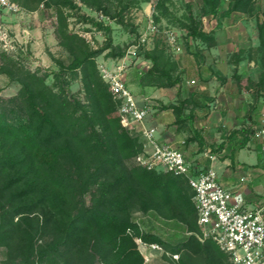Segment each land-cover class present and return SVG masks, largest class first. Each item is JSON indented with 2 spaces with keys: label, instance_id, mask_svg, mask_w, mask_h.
<instances>
[{
  "label": "trees",
  "instance_id": "1",
  "mask_svg": "<svg viewBox=\"0 0 264 264\" xmlns=\"http://www.w3.org/2000/svg\"><path fill=\"white\" fill-rule=\"evenodd\" d=\"M12 1L21 2L28 10L41 5L56 9V36L72 59L67 65L59 63L53 85L47 83V74L3 68L22 87L17 97L0 105V246L7 250V264H146L139 241L159 245L164 254H180L178 264H191L196 255L204 257L205 264H228L229 257L215 241L200 239L195 192L185 177L139 164L128 166L143 153L145 142L122 125L121 102L103 80L96 61L107 48L114 58L124 56L125 50L115 51L111 42L94 50L68 31L65 9L81 10L78 0ZM79 1L119 24L124 23L126 10L140 4L139 0ZM169 1H158V9L168 14L165 5ZM202 2L215 15L222 3H228L224 16H229L251 12L257 0ZM259 14L260 50L264 52V20L260 18H264V8ZM82 18L110 31L102 22L84 14ZM160 21L161 15L155 16V23ZM180 23L189 37L208 44L214 41L193 14ZM145 57L153 67L140 77L141 83L167 88L179 83V77L173 75L177 63L164 49L156 47ZM67 73L81 79L85 101L68 95L64 88L68 81L57 83ZM257 86L258 93L264 89V75ZM207 94L192 92L166 108L174 112L178 129L189 134L182 148L199 143L202 150L210 147L218 154L226 142L209 146L194 126L201 111L204 117L210 114L203 100ZM248 116L254 120L251 113ZM254 124L228 132L226 139L233 142L243 132L245 146L255 134ZM135 210L152 222L159 218L165 224L173 222L188 234L186 240L171 245L154 224L144 229L133 215Z\"/></svg>",
  "mask_w": 264,
  "mask_h": 264
},
{
  "label": "rangeland",
  "instance_id": "2",
  "mask_svg": "<svg viewBox=\"0 0 264 264\" xmlns=\"http://www.w3.org/2000/svg\"><path fill=\"white\" fill-rule=\"evenodd\" d=\"M139 1V5L136 4L124 12L123 24L101 12L87 8L79 0L77 3L81 10L65 9V13L69 15L68 31L84 39L91 49H102L111 42L115 51L125 50L124 56L114 58L109 56L111 48L105 49L96 58L98 69L102 76L101 67L115 70L120 62L125 63L124 74L129 89L140 105L145 104L150 108L147 123L156 128L159 139L173 147H179L180 142L189 137L188 133L178 129L174 112L166 107L177 105L181 99H187L192 92L207 91L213 100L221 96L220 98L225 99L222 109H226L225 106L232 103L236 115L234 120H239L243 127L253 126V121H257L258 117L260 121L264 112V89L258 93L257 86L264 75V52L260 50L258 28L259 11L263 12L264 8L262 0H257L251 12H232L229 16H224L225 11L230 8L226 2L221 4L215 15L209 12L202 0H171L165 5L168 14L164 13V9H158L160 0ZM15 3L20 6L21 11L3 12V23L8 30V38L4 42L0 37L1 106H4L3 100L17 97L22 88L18 82L11 80L3 72L4 67L38 72L41 76L47 74V83L53 85L54 74L60 71L59 63L67 65L72 59L70 52L60 45L56 36L58 25L56 9H47L41 5L28 10L21 2ZM83 14L102 22L110 31L84 20ZM191 14L200 23L203 31L214 37L210 44L189 37L188 30L182 28L180 22H187ZM157 15H161L159 24L155 23ZM169 33L176 36L174 44L168 41ZM142 38L146 39L145 44L134 50L133 45ZM156 47L164 49L172 61L177 63L178 68L173 75L178 76L180 81L174 87L144 85L139 81L140 77L153 67V62L145 57V53L153 51ZM65 80L69 82V85L64 84L68 95L85 101L81 79H74L67 73L57 83L62 84ZM229 97L233 98V101L229 100ZM210 103L208 106L212 110L216 103L209 101ZM250 113L253 121L248 116ZM199 117L194 126L203 133L207 145H212L211 142L218 139V135L224 131L226 133L227 129L221 128L214 133L206 126L207 124L209 126L207 117ZM231 131L233 130L229 132ZM187 151L188 157L193 153L192 157L202 155L200 157L204 158L203 153L206 150H202L199 143H193ZM262 153L264 155V152ZM137 165V159L128 163L129 167ZM86 199L87 203H90L89 195ZM133 213L144 229L148 230L154 224L160 235L173 246L180 245L188 236L184 229L173 222L165 224L160 218L157 222H152L148 215L138 210ZM139 248L146 264L179 263L180 254H164L165 250L162 247L161 250H152L139 241ZM203 258L196 255L191 264H205ZM7 259V250L0 246V264H7ZM226 261L231 264L228 259Z\"/></svg>",
  "mask_w": 264,
  "mask_h": 264
},
{
  "label": "built area",
  "instance_id": "3",
  "mask_svg": "<svg viewBox=\"0 0 264 264\" xmlns=\"http://www.w3.org/2000/svg\"><path fill=\"white\" fill-rule=\"evenodd\" d=\"M16 13L21 8L10 0H0V37L6 42L8 30L3 23V12ZM174 44L176 36L167 34ZM142 38L133 45L134 50L145 44ZM134 51H130L132 53ZM126 65L122 61L115 70L101 67L102 76L109 84L115 99L121 102L119 113L121 123L131 132L144 139V151L136 159L148 169L172 173L185 177L195 192L193 198L198 212L200 239L213 240L232 264H264V201L254 208L246 207L242 185L235 190L225 188L216 169H197L186 159L179 147L164 143L157 136L156 128L148 125L150 108L138 100L125 80ZM255 138L264 152V112L255 130ZM183 144V142H182ZM205 156L212 162L218 155L207 149ZM245 179L242 178V183ZM142 245H147L141 241ZM152 250H161L159 245H147Z\"/></svg>",
  "mask_w": 264,
  "mask_h": 264
},
{
  "label": "crops",
  "instance_id": "4",
  "mask_svg": "<svg viewBox=\"0 0 264 264\" xmlns=\"http://www.w3.org/2000/svg\"><path fill=\"white\" fill-rule=\"evenodd\" d=\"M220 97L213 100L210 98L209 93L203 97V100L207 105H211V103L209 104V101L216 103L215 106L213 105V109L210 110V114L207 117V123H209V126L208 124L206 126L211 129V131H214V133L219 131L220 128L229 131L242 129L243 124H239V120H234L236 115L234 113L233 104H228V106H225L226 109H222V106H224L223 101L225 99ZM229 100L233 101V98L229 97ZM200 114V117L204 116L203 111H201ZM254 125L256 126H254L255 128L258 127L259 117ZM227 130L226 133L225 131L223 132L224 135L223 133L218 135V139L211 142L216 146L226 142L225 148L222 152L217 154L218 159L214 162L205 156L206 151L203 153L204 158L200 157L202 155L192 157L193 153L188 157L187 150L190 147L182 148L181 143L183 141L180 142V149L185 154L187 161L193 167L203 169L213 166L218 173L219 182L225 188L235 190L242 185L246 207L254 208L264 201V155L262 153L261 143L254 135L249 138V142L245 146H242L244 140L243 132H239L233 138V142H229L226 139V136H228L226 134L229 132ZM242 178L245 179L243 183L241 181Z\"/></svg>",
  "mask_w": 264,
  "mask_h": 264
}]
</instances>
